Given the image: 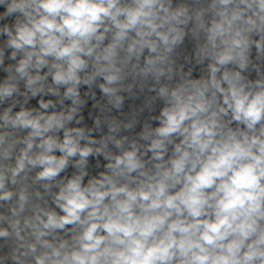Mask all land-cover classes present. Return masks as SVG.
<instances>
[{
  "label": "clouds",
  "instance_id": "1",
  "mask_svg": "<svg viewBox=\"0 0 264 264\" xmlns=\"http://www.w3.org/2000/svg\"><path fill=\"white\" fill-rule=\"evenodd\" d=\"M0 264H264V0H0Z\"/></svg>",
  "mask_w": 264,
  "mask_h": 264
}]
</instances>
